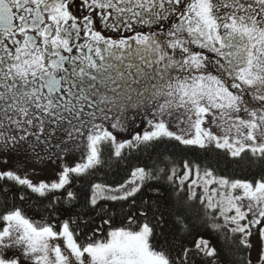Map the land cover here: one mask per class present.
Listing matches in <instances>:
<instances>
[{"label": "snow or ice", "instance_id": "1", "mask_svg": "<svg viewBox=\"0 0 264 264\" xmlns=\"http://www.w3.org/2000/svg\"><path fill=\"white\" fill-rule=\"evenodd\" d=\"M0 264H264V0H0Z\"/></svg>", "mask_w": 264, "mask_h": 264}, {"label": "trees", "instance_id": "2", "mask_svg": "<svg viewBox=\"0 0 264 264\" xmlns=\"http://www.w3.org/2000/svg\"><path fill=\"white\" fill-rule=\"evenodd\" d=\"M221 166L223 167V164H221ZM122 167L123 166H121L120 168H118L115 165V163H113V168L111 170L105 169V172H107L109 179H112V178L115 177V175H116L117 172H120L121 171V168ZM236 171L237 172H240V169H237ZM101 175H103V173Z\"/></svg>", "mask_w": 264, "mask_h": 264}]
</instances>
